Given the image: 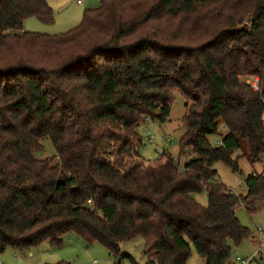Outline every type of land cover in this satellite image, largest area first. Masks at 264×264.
<instances>
[{
  "label": "trees",
  "instance_id": "trees-1",
  "mask_svg": "<svg viewBox=\"0 0 264 264\" xmlns=\"http://www.w3.org/2000/svg\"><path fill=\"white\" fill-rule=\"evenodd\" d=\"M29 18L54 12L0 0V255L75 233L116 264L136 236L148 263L186 264L192 245L225 264L249 236L236 208L264 205L263 173L245 175L243 195L213 168L238 171L245 144L251 163L264 154V0H100L54 35L25 30ZM174 93L179 157L145 160L138 127L164 123ZM44 139L56 155L39 159Z\"/></svg>",
  "mask_w": 264,
  "mask_h": 264
},
{
  "label": "rangeland",
  "instance_id": "rangeland-1",
  "mask_svg": "<svg viewBox=\"0 0 264 264\" xmlns=\"http://www.w3.org/2000/svg\"><path fill=\"white\" fill-rule=\"evenodd\" d=\"M46 2L54 12L53 23L44 24L36 18H30L24 23L25 30L49 35L65 33L78 26L82 20L83 11L98 7L100 0H84L82 4H77L76 0H46ZM173 97L170 115L164 123L147 119L138 127L142 138L138 152L145 160H156L164 149L171 157H179V139L183 134L181 119L185 114V107L184 99L180 94L174 93ZM147 131L153 135V140H149ZM208 139L216 144L220 137L213 134L208 136ZM41 145L42 149L35 153L37 158H51L56 155L50 140H42ZM244 150H247V144L244 145ZM244 150L238 149L232 154V158L237 159L238 171L236 172L222 162H216L213 165L219 180L233 193L243 195L246 193L243 181L245 175L264 174V154L259 161L251 163L247 157L239 155ZM180 161L183 164L184 158H180ZM195 199L205 204L206 193L196 194ZM235 212L240 223L248 229L249 236L237 245L230 243V256L225 264H240L236 261L237 257L249 259L255 256L253 264H264V244H262L264 243V205L252 214H249L242 205L238 206ZM119 247L122 253L129 255L122 258L119 264H155L147 262L142 252L143 240L139 236L122 242ZM190 249L186 264H203V258L196 253L192 245ZM60 261L70 264H89L93 261L97 262L95 264H116L112 254L103 245L98 242L88 244L75 233L66 234L60 246L44 241L27 249L8 247L0 255V264H55Z\"/></svg>",
  "mask_w": 264,
  "mask_h": 264
},
{
  "label": "built area",
  "instance_id": "built-area-1",
  "mask_svg": "<svg viewBox=\"0 0 264 264\" xmlns=\"http://www.w3.org/2000/svg\"><path fill=\"white\" fill-rule=\"evenodd\" d=\"M83 2H84V0H76L77 4H82ZM248 82H249V80H248ZM252 84H253V87L256 88V86L254 85V82H252ZM147 134L149 136L148 137L149 140H153V135H151L148 131H147ZM167 139H169V138H167ZM262 244H264V243H262ZM236 261H238L240 264H253L254 258L252 257V258H249V259H243V258L237 257ZM95 263H97V262L93 261V262H90L89 264H95ZM255 264H257V263H255Z\"/></svg>",
  "mask_w": 264,
  "mask_h": 264
},
{
  "label": "crops",
  "instance_id": "crops-1",
  "mask_svg": "<svg viewBox=\"0 0 264 264\" xmlns=\"http://www.w3.org/2000/svg\"><path fill=\"white\" fill-rule=\"evenodd\" d=\"M30 19V18H29ZM28 20V19H27ZM25 29V28H24ZM256 257V256H255ZM255 257H253L254 258V260H255ZM4 264V263H3Z\"/></svg>",
  "mask_w": 264,
  "mask_h": 264
}]
</instances>
